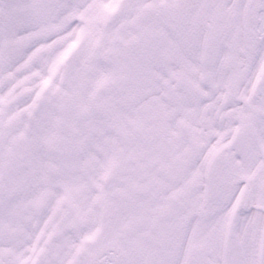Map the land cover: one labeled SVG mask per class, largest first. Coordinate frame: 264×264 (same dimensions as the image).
<instances>
[{
  "label": "snow or ice",
  "instance_id": "1",
  "mask_svg": "<svg viewBox=\"0 0 264 264\" xmlns=\"http://www.w3.org/2000/svg\"><path fill=\"white\" fill-rule=\"evenodd\" d=\"M0 264H264V0H0Z\"/></svg>",
  "mask_w": 264,
  "mask_h": 264
}]
</instances>
